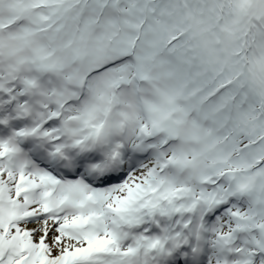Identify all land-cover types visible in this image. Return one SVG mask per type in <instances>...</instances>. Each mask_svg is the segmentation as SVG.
<instances>
[{
  "label": "snow or ice",
  "instance_id": "obj_1",
  "mask_svg": "<svg viewBox=\"0 0 264 264\" xmlns=\"http://www.w3.org/2000/svg\"><path fill=\"white\" fill-rule=\"evenodd\" d=\"M0 264H264V0H0Z\"/></svg>",
  "mask_w": 264,
  "mask_h": 264
}]
</instances>
